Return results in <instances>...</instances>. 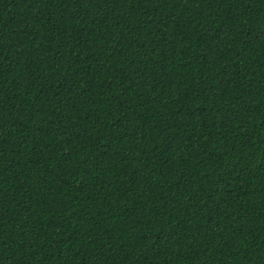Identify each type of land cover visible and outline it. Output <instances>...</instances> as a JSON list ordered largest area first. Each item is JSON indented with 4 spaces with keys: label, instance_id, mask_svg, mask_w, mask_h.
Returning <instances> with one entry per match:
<instances>
[{
    "label": "trees",
    "instance_id": "16d2710c",
    "mask_svg": "<svg viewBox=\"0 0 264 264\" xmlns=\"http://www.w3.org/2000/svg\"><path fill=\"white\" fill-rule=\"evenodd\" d=\"M0 264H264V0H0Z\"/></svg>",
    "mask_w": 264,
    "mask_h": 264
}]
</instances>
